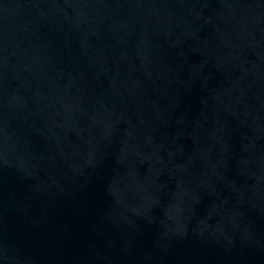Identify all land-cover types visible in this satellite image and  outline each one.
Masks as SVG:
<instances>
[{
	"label": "water",
	"instance_id": "water-1",
	"mask_svg": "<svg viewBox=\"0 0 264 264\" xmlns=\"http://www.w3.org/2000/svg\"><path fill=\"white\" fill-rule=\"evenodd\" d=\"M264 156V0H0V264H169Z\"/></svg>",
	"mask_w": 264,
	"mask_h": 264
}]
</instances>
